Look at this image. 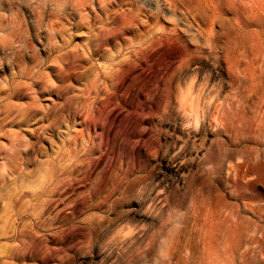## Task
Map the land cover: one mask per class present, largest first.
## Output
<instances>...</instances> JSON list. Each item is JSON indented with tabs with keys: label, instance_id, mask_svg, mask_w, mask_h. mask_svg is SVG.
<instances>
[{
	"label": "rangeland",
	"instance_id": "rangeland-1",
	"mask_svg": "<svg viewBox=\"0 0 264 264\" xmlns=\"http://www.w3.org/2000/svg\"><path fill=\"white\" fill-rule=\"evenodd\" d=\"M263 119L264 0H0V264H264Z\"/></svg>",
	"mask_w": 264,
	"mask_h": 264
},
{
	"label": "bare ground",
	"instance_id": "bare-ground-1",
	"mask_svg": "<svg viewBox=\"0 0 264 264\" xmlns=\"http://www.w3.org/2000/svg\"><path fill=\"white\" fill-rule=\"evenodd\" d=\"M212 21V20H211ZM212 23V22H211ZM210 23V24H211ZM209 34H210V32H209ZM209 34H207V35H209ZM217 37H218V35H217ZM219 38V37H218ZM217 38V39H218ZM204 40H203V45L206 47V48H208L210 51H215V50H217V48L219 47V45H218V41H217V39H216V36H214V37H204L203 38ZM197 108H199V107H197ZM194 112V111H193ZM259 123L260 124H263L264 123V119L263 120H261V121H259ZM259 148V147H258Z\"/></svg>",
	"mask_w": 264,
	"mask_h": 264
}]
</instances>
